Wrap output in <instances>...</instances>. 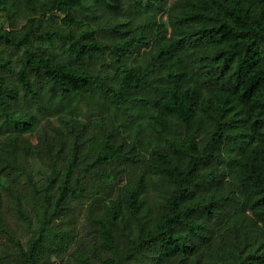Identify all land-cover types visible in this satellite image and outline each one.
<instances>
[{
	"label": "trees",
	"instance_id": "16d2710c",
	"mask_svg": "<svg viewBox=\"0 0 264 264\" xmlns=\"http://www.w3.org/2000/svg\"><path fill=\"white\" fill-rule=\"evenodd\" d=\"M0 13V182L29 230L6 176L25 156L50 171L27 174L42 201L27 244L0 214V264H264V0H0ZM72 201L87 204L83 234Z\"/></svg>",
	"mask_w": 264,
	"mask_h": 264
},
{
	"label": "rangeland",
	"instance_id": "374dc122",
	"mask_svg": "<svg viewBox=\"0 0 264 264\" xmlns=\"http://www.w3.org/2000/svg\"><path fill=\"white\" fill-rule=\"evenodd\" d=\"M90 12H93L90 11ZM98 12L101 17L99 19L105 18V14L103 15V11L101 8L96 7V10H94V13ZM20 13L17 15L19 16ZM25 15L26 13H22ZM16 17L14 21L15 25L17 27H21L24 23H26V19ZM26 16V15H25ZM52 21H50L49 26L51 27L55 21H57L62 27H66L64 24V18L63 16H51ZM0 23L8 24L7 20L4 18L2 13H0ZM100 23L99 20L95 19V22H92L90 25L93 28H96V31L98 32V36L102 38L104 41L107 40L106 37L103 36L102 31L105 27ZM15 27V29H17ZM98 112L92 110L91 108H88L85 104H82L79 107V110L77 112V115L83 119L88 121L89 123H94L96 121H99L104 126H109L111 124V120L114 116L112 111H108L103 116H98ZM118 140L121 139V137L117 138ZM33 141L36 142L35 137L33 138ZM126 163H122L119 165V168H115L116 164H110L109 166H106L104 169H102L101 173L103 177L97 176L96 174L94 177L96 180L92 181L91 183H95L96 187L99 185H102L104 183H111L114 182V180H117V173L119 169L124 167ZM124 169V168H123ZM133 169V168H132ZM101 170V169H100ZM99 170V171H100ZM135 170V171H134ZM133 174L132 177L135 178L138 173L136 172V169L130 170ZM139 171H143L142 168H140ZM31 173L33 178L36 181L44 182L45 178L50 174L49 169L43 165L42 161L38 157H32V156H25L21 159V170L19 172H14L10 174L9 176H6L7 182L9 184L10 189L20 195L22 199V208L25 213V215L32 221V230L27 229V225L24 221H22L18 215L17 212L14 209V202L13 199L9 196V194L5 191L4 184H6V181L3 180L2 183L0 182V214L5 219L7 225L14 233V236L17 239H20L24 244H27L30 239L36 234V231L40 227V213L42 208V201L41 199L36 196L30 186L28 185V179L27 174ZM111 176H108L109 173H111ZM138 172V171H137ZM87 204H81L77 201H72L70 203L69 208L67 209V215L65 218L73 219L75 220V228L76 230L83 234L85 232V228L87 227V221L85 217V207ZM69 224L65 222L63 228H68ZM8 244V238L6 234H3L0 232V251L7 248ZM68 257V254H62L60 256L53 255L52 259L53 261H56V264H70L67 260H64Z\"/></svg>",
	"mask_w": 264,
	"mask_h": 264
},
{
	"label": "built area",
	"instance_id": "2783aa9c",
	"mask_svg": "<svg viewBox=\"0 0 264 264\" xmlns=\"http://www.w3.org/2000/svg\"><path fill=\"white\" fill-rule=\"evenodd\" d=\"M5 29H8V27H5Z\"/></svg>",
	"mask_w": 264,
	"mask_h": 264
}]
</instances>
